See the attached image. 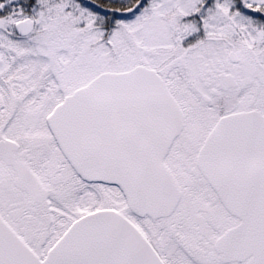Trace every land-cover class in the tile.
Here are the masks:
<instances>
[{
  "label": "snow or ice",
  "instance_id": "obj_1",
  "mask_svg": "<svg viewBox=\"0 0 264 264\" xmlns=\"http://www.w3.org/2000/svg\"><path fill=\"white\" fill-rule=\"evenodd\" d=\"M0 264H264V0H0Z\"/></svg>",
  "mask_w": 264,
  "mask_h": 264
}]
</instances>
